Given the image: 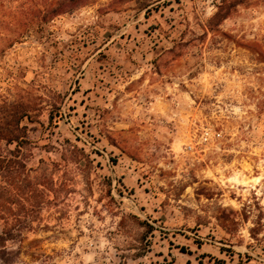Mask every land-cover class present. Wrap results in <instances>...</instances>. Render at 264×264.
<instances>
[{
  "label": "rangeland",
  "instance_id": "374dc122",
  "mask_svg": "<svg viewBox=\"0 0 264 264\" xmlns=\"http://www.w3.org/2000/svg\"><path fill=\"white\" fill-rule=\"evenodd\" d=\"M39 2L0 0V110L46 182L1 190L0 264H264V0Z\"/></svg>",
  "mask_w": 264,
  "mask_h": 264
},
{
  "label": "trees",
  "instance_id": "16d2710c",
  "mask_svg": "<svg viewBox=\"0 0 264 264\" xmlns=\"http://www.w3.org/2000/svg\"><path fill=\"white\" fill-rule=\"evenodd\" d=\"M39 1L41 2H39L40 8L38 14H42V17L36 20L35 23L40 26L47 24L57 15L71 11L74 8V3H76V0ZM22 33L23 32H20L18 37H21ZM24 117H30L28 109L14 107L11 113L0 110V219L3 221V225L0 228V253L6 251V243L8 241L21 242L22 239V230L16 228L15 221H10L5 217V213L11 212V210H7L6 204L9 203V201L5 200L1 190L11 188L23 193L28 192L33 194L39 185L46 184L43 179L33 180L28 174H25L24 164H21L17 159L22 145L28 142V128L27 126H20V121L23 120ZM6 118L10 119L9 122H6ZM52 118L51 114L50 120H52ZM2 143L6 145L15 143V148L8 150L9 154H3ZM65 151L70 155L68 160L71 161L76 160L77 155L83 156L82 151L78 149L76 145L69 142ZM36 196H27V201L30 202V205L33 206L38 202ZM22 226L24 229L23 231L30 230L32 227V220L26 219ZM148 228L153 230L151 226H148Z\"/></svg>",
  "mask_w": 264,
  "mask_h": 264
}]
</instances>
